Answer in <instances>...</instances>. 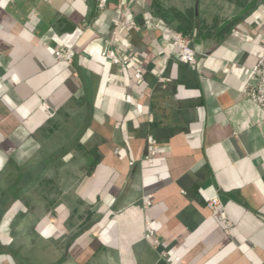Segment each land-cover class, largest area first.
Returning <instances> with one entry per match:
<instances>
[{"label":"crops","instance_id":"crops-1","mask_svg":"<svg viewBox=\"0 0 264 264\" xmlns=\"http://www.w3.org/2000/svg\"><path fill=\"white\" fill-rule=\"evenodd\" d=\"M148 12L143 0H0V188L16 172L8 158L61 155L15 183L32 209L11 198L26 214H11L9 233H26L13 241L29 251V233L42 242L45 264H264V111L241 93L263 53L264 5L219 41L189 37V63L172 51L177 31ZM124 16L140 30L113 34ZM105 39L137 61L103 57ZM61 46L72 62L55 59ZM78 143L97 149L90 174ZM54 175L55 200L40 199L35 189Z\"/></svg>","mask_w":264,"mask_h":264},{"label":"trees","instance_id":"trees-1","mask_svg":"<svg viewBox=\"0 0 264 264\" xmlns=\"http://www.w3.org/2000/svg\"><path fill=\"white\" fill-rule=\"evenodd\" d=\"M149 6L147 17L155 18L157 25L161 27H172L186 37H190L194 42L204 39H214L219 41L226 33H229L233 26L240 20L251 15V12L262 7L264 0H143ZM229 3L238 9L235 14H225L222 12V5ZM52 129V130H51ZM43 128L41 132L53 131V128ZM68 145H70L68 143ZM74 147L81 152L83 162L81 169L86 174H90L95 168L99 155L96 147H88L82 144H74ZM54 152L51 153L53 155ZM59 156L38 157L34 161L15 163L12 158L6 160V167H15L16 172L7 173L9 185L0 188V264H45V253L42 251V242L35 239L30 234L33 248L29 251L22 238L19 243L13 241L14 237L25 235L26 233H9L17 220L11 214L18 209V218L21 220L25 212H21L19 206L10 205L11 198L18 200L26 208L32 209L29 199L21 189H16L15 183L19 187L23 186L32 176L35 170H42L47 163L57 165ZM5 167V168H6ZM56 175L42 180L35 192L42 200L52 202L59 193V185ZM46 208L49 206L46 205ZM19 229L27 231L28 225H19ZM24 242V244L22 243ZM46 250V249H45ZM54 264V263H53ZM157 264H166L159 260Z\"/></svg>","mask_w":264,"mask_h":264},{"label":"built area","instance_id":"built-area-1","mask_svg":"<svg viewBox=\"0 0 264 264\" xmlns=\"http://www.w3.org/2000/svg\"><path fill=\"white\" fill-rule=\"evenodd\" d=\"M106 0H98L99 7H103ZM120 29H135L140 30V25L136 19L128 16L118 18L112 23V33L116 34ZM103 49L101 54L103 57L108 58L111 62L116 64L127 65L136 62L139 53H125L119 54L117 50L113 48L114 43L111 39H105L103 41ZM172 51L176 54L177 59L181 62H193L196 58V51L190 44V39L180 32H174L171 39ZM263 53L257 60V62L247 68V81L241 90L242 95L250 101L257 104L264 111V40L262 41ZM75 56V50L69 46H61L54 50V57L57 61H64L67 63L72 62ZM141 72L135 73V78H141ZM154 141H151V145H154ZM154 154L153 147L149 150V156L147 161H152ZM148 203V202H146ZM208 208L215 212L217 218L224 223L225 231L230 226V221L227 218L225 209L217 197L212 198L208 202Z\"/></svg>","mask_w":264,"mask_h":264}]
</instances>
